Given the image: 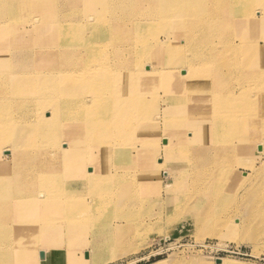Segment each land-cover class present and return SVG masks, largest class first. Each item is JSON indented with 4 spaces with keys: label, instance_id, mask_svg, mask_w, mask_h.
Listing matches in <instances>:
<instances>
[{
    "label": "bare ground",
    "instance_id": "1",
    "mask_svg": "<svg viewBox=\"0 0 264 264\" xmlns=\"http://www.w3.org/2000/svg\"><path fill=\"white\" fill-rule=\"evenodd\" d=\"M162 97L170 118H143ZM157 126L176 189L264 215V0H0V264L74 258L124 197L126 143L155 168Z\"/></svg>",
    "mask_w": 264,
    "mask_h": 264
},
{
    "label": "rangeland",
    "instance_id": "2",
    "mask_svg": "<svg viewBox=\"0 0 264 264\" xmlns=\"http://www.w3.org/2000/svg\"><path fill=\"white\" fill-rule=\"evenodd\" d=\"M12 66L16 68V65ZM162 100L163 97L154 101L142 117L153 122H157V116L159 119L170 118L163 111L169 104ZM146 108L143 106V110ZM151 129L150 125H145L144 135L151 134ZM156 129L160 131L158 126ZM157 134L161 131L146 139L154 147L151 154L155 168L147 170L143 165L145 157H138L133 152V144L139 147L140 141L127 142L132 158L124 162L127 166L123 171L129 178L118 186V190H125L124 197L115 196L114 205L109 204L103 211L102 217L107 213L112 215L109 220L93 218L88 228L68 239V245L73 242L69 252L74 258L65 257L54 264H70L71 261L74 264H150L156 260H161L159 264H264V215H251L242 203L238 209L222 205L220 202L224 196L214 188V182L209 183L210 186L208 182L204 183L197 190L189 183L176 189L174 170L159 162L163 154L161 139L157 143ZM9 153L0 152L1 164L10 162ZM110 162L115 161L111 159ZM141 173L143 176L148 174L149 183L136 179ZM203 195L206 201H210L209 211L201 207L193 211V206L200 204ZM239 201L242 202L241 195ZM206 211L211 213V220L197 223ZM52 218L56 219L55 215ZM116 223L124 226L116 227ZM49 254L53 261L55 251L49 250Z\"/></svg>",
    "mask_w": 264,
    "mask_h": 264
},
{
    "label": "crops",
    "instance_id": "3",
    "mask_svg": "<svg viewBox=\"0 0 264 264\" xmlns=\"http://www.w3.org/2000/svg\"><path fill=\"white\" fill-rule=\"evenodd\" d=\"M48 264H52V258L50 259V254H49V259L47 260ZM47 262H41V264H46Z\"/></svg>",
    "mask_w": 264,
    "mask_h": 264
}]
</instances>
